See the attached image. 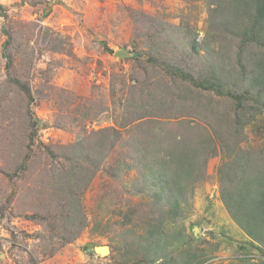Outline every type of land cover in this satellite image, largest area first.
Returning a JSON list of instances; mask_svg holds the SVG:
<instances>
[{
  "label": "rangeland",
  "instance_id": "1",
  "mask_svg": "<svg viewBox=\"0 0 264 264\" xmlns=\"http://www.w3.org/2000/svg\"><path fill=\"white\" fill-rule=\"evenodd\" d=\"M0 5L6 16L0 14V28L9 21L15 35V72L30 80L36 130L27 166L18 173L16 164L26 143L23 132L28 131L27 125L23 127L25 106L10 94L2 98L0 168L16 170V175L12 183L0 175V264H139L150 255L141 236L161 216L164 221L157 232L168 256L173 253L169 249H174L179 260L191 248L202 254L201 264L264 261L257 245L232 220L220 199V170L227 158L214 134L224 130L232 117L231 103L206 92L199 97L194 91L188 99L203 106L188 110L180 105L171 112L154 107L143 110L145 98L134 87L136 79L150 83L162 76L143 61V53L149 48L158 53L166 50V42L141 30L139 21L154 18L160 24L185 23L198 34L199 42L207 29V0H0ZM3 40L0 29V86L5 80ZM216 45L211 46L213 59L223 68L218 58L222 49ZM234 48L224 49L222 56L233 59ZM118 51L127 56H117ZM230 69L236 70L232 65ZM154 120L168 124L164 133L181 134L191 145L190 153L199 150L203 154L188 180L185 170L168 167L169 179L184 185L173 207L155 204L152 178L146 191L138 189L147 185L146 167L154 168V154L144 158L142 148V144L150 147L156 143L149 141L156 135L147 125L152 122L146 123ZM181 121L189 126L200 122V127L180 126ZM241 137V148L263 166L262 116L245 125ZM132 142L138 144L137 154L130 147ZM75 150L97 153L100 164L86 182L85 170H77L74 184L78 185L85 223L76 238L59 246L58 230L50 233V228L62 226L58 204L52 202L50 192L59 190L56 183L63 180L58 170L70 167L66 159ZM53 171L54 178H47ZM71 189L62 190L69 193ZM76 229L63 232V237L70 239ZM51 236L55 238L49 242ZM53 245L56 250L50 254ZM88 245L92 247L84 249ZM103 246L109 250L98 249L99 256L94 248Z\"/></svg>",
  "mask_w": 264,
  "mask_h": 264
},
{
  "label": "trees",
  "instance_id": "2",
  "mask_svg": "<svg viewBox=\"0 0 264 264\" xmlns=\"http://www.w3.org/2000/svg\"><path fill=\"white\" fill-rule=\"evenodd\" d=\"M207 6V29L199 42L198 34L185 23L179 26L169 23L160 24L154 18H145L139 21V23L142 22L141 30H148L152 33L151 37L166 42V50H159L158 53L157 49L152 51L149 48L146 53H143V61L162 73V76L156 78V82L153 79L150 83L139 82L136 79L134 87L139 90L138 96L142 99L145 98L146 103L144 102L141 107L143 110L154 107L156 111L171 112L174 111L173 108L180 105L188 110L194 106H203L197 103L193 104L192 100L188 99H191L189 93L194 91L198 92L199 97L202 96L200 95L202 92H206L210 97L214 96L231 103L232 117L225 123L224 130L223 128L222 131L216 130V134H214V137H217L221 143L219 145L223 155L227 158L226 165L224 164L220 170V199L232 220L239 225L252 243L257 245L260 255L264 257V163L262 166L252 153L248 154L240 146L245 125L254 121L257 116H262L264 123V0H207ZM2 9L0 5V14ZM1 15L6 18L5 14ZM0 29L4 37L1 44V56L4 61L5 76L2 86H0V109L3 110L2 103L5 101L2 98L8 94L14 96L15 101L19 100L25 106V108L23 106L25 112H23L25 118L23 127L27 125L28 131L23 132L26 143L22 146L23 155L19 163L16 164L18 173H21L27 166L36 136L35 122L32 120L33 115L30 109L33 92L30 80L15 72L16 58L13 53L15 35L11 31L9 21L5 25L2 24ZM215 43L222 51L231 45L235 47L233 59L222 56V51L218 54L223 68H218L213 59L215 53L211 50V46ZM196 63H198V68L195 67ZM230 65L236 70L230 69ZM204 75H206V79L202 77ZM148 122H152V124H147L153 130L152 135L156 134L149 141H156V143L150 147H144L142 144V148L145 149L144 158L148 154H154L152 157L154 168L146 167L147 173L144 178L147 185H140L138 189L146 191L149 178H152L151 197L155 204L162 208L173 207L177 205L178 195L182 194L184 185L169 179L166 175L167 170L170 171L168 167L185 170L186 180H188L192 170L198 167L197 164L203 154L199 150L198 153H190L191 145L188 146V143L180 138L181 134L173 136L171 132L164 133L163 128L168 126L167 123L155 120L146 121V123ZM186 123L187 121H181L179 125H187V128L195 129L200 127L198 124L200 122L192 124V126ZM130 147L137 154L138 144L132 142ZM150 150L155 152H150ZM86 152L83 151V154H80L79 150L71 152L70 157L66 159L71 163L70 167L60 166V170H58L63 180L62 183H56L60 185L57 191L59 194L55 189L53 193L50 192L52 202L55 201L58 204V222L62 224L59 229L56 227L51 230L50 228V233L58 230L60 234H57V239L60 243L57 245L59 246L76 238L85 223V219L80 213L81 196L76 190L78 185L74 184L77 182V170H85L86 182L88 177L95 173H92V169L97 168L100 164L97 153ZM168 160H171L173 164H167ZM142 167L140 164L139 168ZM0 175L12 183L16 170L11 172L0 168ZM54 175L53 171L47 178H54ZM48 185L51 188L54 187L52 183H48ZM66 187L68 190L72 188L69 193L62 190ZM82 189H85V186L80 191ZM32 217L38 220L42 219L39 215ZM44 219L42 221L48 223ZM54 220L57 221V216ZM162 221H164L163 216L155 221L157 222L156 226L150 225L141 236L146 246L145 251L150 255L145 256L139 264H201L202 254H196L191 248L180 255L179 260L177 256L175 258L173 255L174 249H169L173 250V256L166 255L165 247L157 232ZM72 227H77V229L75 233L70 234V239L66 240V237H63V232H69ZM54 238L55 236L49 237V242ZM55 250L53 245L50 254H53ZM250 260L237 261L244 264H256ZM260 262L257 264H264V261Z\"/></svg>",
  "mask_w": 264,
  "mask_h": 264
},
{
  "label": "water",
  "instance_id": "3",
  "mask_svg": "<svg viewBox=\"0 0 264 264\" xmlns=\"http://www.w3.org/2000/svg\"><path fill=\"white\" fill-rule=\"evenodd\" d=\"M117 56H127V54H125V52H123V51H118V53H117ZM88 247H92L91 245H88V246H86V247H84V249H86V248H88ZM98 249H105L106 250V252H108V247H96V248H94V250H95V252H97V254L99 255V256H101L102 254H99L98 253Z\"/></svg>",
  "mask_w": 264,
  "mask_h": 264
}]
</instances>
